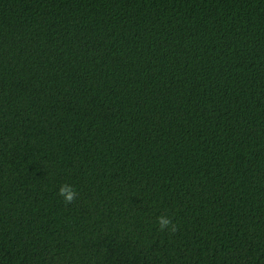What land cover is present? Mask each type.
<instances>
[{
  "label": "trees",
  "instance_id": "1",
  "mask_svg": "<svg viewBox=\"0 0 264 264\" xmlns=\"http://www.w3.org/2000/svg\"><path fill=\"white\" fill-rule=\"evenodd\" d=\"M0 264H264V0H0Z\"/></svg>",
  "mask_w": 264,
  "mask_h": 264
},
{
  "label": "clouds",
  "instance_id": "2",
  "mask_svg": "<svg viewBox=\"0 0 264 264\" xmlns=\"http://www.w3.org/2000/svg\"><path fill=\"white\" fill-rule=\"evenodd\" d=\"M58 195L63 198L65 205H68L76 199L77 190L72 185L64 183L59 186ZM156 224L160 231L166 230L169 234H175L179 229L173 218L165 214L156 217Z\"/></svg>",
  "mask_w": 264,
  "mask_h": 264
}]
</instances>
